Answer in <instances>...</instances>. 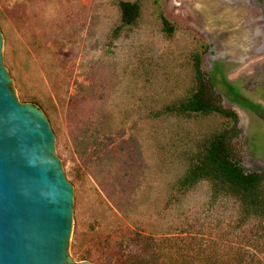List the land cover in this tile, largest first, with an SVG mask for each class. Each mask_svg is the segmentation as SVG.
<instances>
[{
    "label": "rangeland",
    "instance_id": "374dc122",
    "mask_svg": "<svg viewBox=\"0 0 264 264\" xmlns=\"http://www.w3.org/2000/svg\"><path fill=\"white\" fill-rule=\"evenodd\" d=\"M130 1L140 15L126 26L119 0H0L3 63L17 98L48 117L73 184L71 257L264 264V218L241 221L238 199L206 180L178 185L189 156L231 122L167 109L194 85L201 52L204 79L237 114L235 157L264 173V0Z\"/></svg>",
    "mask_w": 264,
    "mask_h": 264
},
{
    "label": "water",
    "instance_id": "95a60500",
    "mask_svg": "<svg viewBox=\"0 0 264 264\" xmlns=\"http://www.w3.org/2000/svg\"><path fill=\"white\" fill-rule=\"evenodd\" d=\"M0 29V264H92L69 253L73 184L42 108L21 102Z\"/></svg>",
    "mask_w": 264,
    "mask_h": 264
},
{
    "label": "trees",
    "instance_id": "16d2710c",
    "mask_svg": "<svg viewBox=\"0 0 264 264\" xmlns=\"http://www.w3.org/2000/svg\"><path fill=\"white\" fill-rule=\"evenodd\" d=\"M118 5L121 11L120 25L135 24L140 15L139 3L119 0ZM162 23V30L167 35H171L173 26L166 20ZM199 55L201 56V52H196L192 56L194 85L176 103L167 105V109L171 113L186 116L219 114L230 121L231 126L213 131L189 156V165L178 181L179 189L187 190L198 182L206 180L214 196L225 194L238 199L243 211L241 221L250 216L264 218V173L246 170L235 157L236 152L231 145L233 135L230 129H235L237 125V114L223 107L219 96H216L211 89L213 84L204 79L200 69ZM201 261L198 259L197 264H205ZM203 261L207 262L206 264H220L218 260Z\"/></svg>",
    "mask_w": 264,
    "mask_h": 264
},
{
    "label": "bare ground",
    "instance_id": "6f19581e",
    "mask_svg": "<svg viewBox=\"0 0 264 264\" xmlns=\"http://www.w3.org/2000/svg\"><path fill=\"white\" fill-rule=\"evenodd\" d=\"M246 22V21H245ZM254 43V42H253Z\"/></svg>",
    "mask_w": 264,
    "mask_h": 264
}]
</instances>
